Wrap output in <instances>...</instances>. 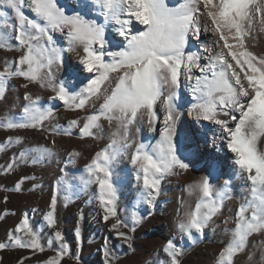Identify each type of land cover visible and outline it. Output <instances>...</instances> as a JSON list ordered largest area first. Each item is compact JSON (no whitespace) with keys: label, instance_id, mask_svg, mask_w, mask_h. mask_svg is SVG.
<instances>
[{"label":"snow or ice","instance_id":"6c2138e0","mask_svg":"<svg viewBox=\"0 0 264 264\" xmlns=\"http://www.w3.org/2000/svg\"><path fill=\"white\" fill-rule=\"evenodd\" d=\"M91 3L100 10L104 23L86 20L79 14L68 15L57 0H0V49L20 51L12 64L5 62L0 70V99L4 98L6 82L20 77L26 81L22 85L25 89L31 84L50 88L54 93L50 101L62 102L69 111L86 113L82 119H72L67 128H62L53 123L56 118L53 107L42 105L40 97L26 91L23 99L27 103L21 116L0 120V128L33 129L53 136H71L72 129H76L83 140L98 138L102 121H108L109 125L115 121L117 129L111 142L86 166L88 177L84 182L98 185L103 222L111 221L110 230L129 252H134L130 233L136 231L143 217L134 214L128 222L118 215L112 165L118 157L128 155L136 180L142 182L140 199L150 208L155 207L161 181L167 175L188 171L190 165L178 154L174 142L179 118L176 101L183 76L195 98L189 114L198 122L208 121L219 127V140L231 153L236 175L249 185V196L235 211L230 238L216 261L235 264L238 254L247 249L250 237L264 235V152L257 146L264 137V58H258L248 47L253 31L264 32V0H184L177 7H170L166 0H91ZM25 8L38 19L26 15ZM11 14H14L11 23L14 45L4 39ZM109 23L116 26L126 42L119 51L106 50ZM54 31L65 34L66 51L76 55L83 70L95 74L79 91L56 81L55 69L63 64L64 50L56 47L51 34ZM201 37L206 41L202 49L189 50V41ZM157 102L163 111L160 140L154 146L130 142L129 127L144 117L149 129L157 130L160 119ZM13 144L22 145V138L9 136L0 144V152H6ZM130 149L134 151L129 152ZM51 155L49 148L20 150L0 166V172L11 173L21 164L38 165ZM80 155L73 150L69 153L70 162ZM25 179L28 177L15 184L16 192L23 190ZM229 184L230 180H225L224 189L217 190L210 177L204 176L188 185L190 193L198 194L197 202L193 210L185 211L177 228L189 240L204 236L209 223L221 214ZM56 206L57 196L53 194L44 220L52 229L47 247L55 254L44 264H62L70 252L56 227ZM75 239L78 244L81 242L79 228ZM9 249L28 250L32 255L45 251L27 213L7 232L6 239L0 240V251ZM163 251L169 264H180L183 250L173 240L167 241ZM103 256L104 264H113L116 258L107 240ZM30 259L18 257L17 264H27ZM76 259L79 264V257ZM260 264H264V250Z\"/></svg>","mask_w":264,"mask_h":264},{"label":"rangeland","instance_id":"374dc122","mask_svg":"<svg viewBox=\"0 0 264 264\" xmlns=\"http://www.w3.org/2000/svg\"><path fill=\"white\" fill-rule=\"evenodd\" d=\"M57 3L68 15H76L80 9L92 7V3L85 2V0H57ZM166 3L170 7H177L184 3V0H166ZM93 6L95 9L90 8L84 18L97 23H104L100 10L95 5ZM24 11L30 18L38 19L30 9L25 8ZM13 16L14 14H11L9 17V27L5 29L4 39L9 44L14 45V33L11 28ZM136 27L142 28L143 26L137 25ZM115 30L116 26L111 23L106 27L105 34L109 42L106 44L107 51H119L126 46L122 37L117 38ZM51 34L56 47L64 50L61 53L63 64L58 69H55L54 66L56 81L64 82L72 91H79L95 74L83 70L76 55L66 51L68 40L64 33L54 31ZM111 43L114 45L113 47L110 46ZM191 44H196L194 38L189 41L188 47ZM248 47L258 58H264V32H260L258 29L253 31L248 40ZM19 55L20 51L17 48L12 50L0 49V70H2L5 62L12 64ZM24 83L26 81L20 77L11 78L6 82L4 98L0 99V120L21 116L23 107L27 103L23 99L26 91H31L34 97H40L42 105L53 107L56 113L53 123L62 128H67L72 119H82L85 116V111H69L62 102L50 101L49 97L54 95L50 88L31 84L28 89H25L22 87ZM178 95L179 98L176 103L179 118L175 126L174 142L177 143L178 154L185 159V162L189 163L190 167L187 172L167 175L161 181L160 194L156 198L155 207L150 208L140 199L142 182L136 180V173L127 154L118 157L112 165L114 173L112 181L116 188L118 215L128 222H131L134 214L143 217L136 231L130 233L134 252H129L126 245H123L115 233L110 230L111 221L109 223L103 222V213L98 200V185L95 183L85 184L84 182L88 177L86 166L91 163L97 152L111 142L112 133L117 129L115 121L111 125L108 121H102V131L99 132L98 138L95 140L92 138L80 139L76 129H72L73 134L71 136H53L48 132L33 129L8 130L0 128V144L6 142L9 136L13 139L20 136L23 141L22 145L13 144L6 152H0V166L5 165L11 156L14 153L18 154L20 150L49 148L52 151V155L41 164H21L11 173L0 172V240L6 239L7 232L11 231L19 223L22 216L27 213L30 224L40 234L41 243L45 245V251L37 252L35 255L24 249L0 251L2 264H17L18 257L23 256L31 257L27 264H44L48 257L55 254L52 249L47 247L48 240L52 239V229L47 227L44 220V216L49 211L53 194L57 196L56 227L61 231L70 249L62 264H77V256L79 257V264H104L103 244L105 240L108 241L109 247L116 257L113 264H169V257L163 248L170 239L183 250L179 257L180 264H216L218 253L230 238L234 213L244 199L249 196V185L240 176L237 178L238 180L233 177L220 179L223 173L221 167L210 171L204 161H196L195 157L199 146L193 136V123L188 119L189 109L195 98L192 95L190 83L186 79L184 80L183 76H181ZM156 108L160 117L156 124L157 130L151 131L146 123L147 118L144 117L143 120L129 127L130 142L154 146L160 140L159 129L163 126V111L159 102H157ZM91 110L89 107L88 112L90 113ZM200 124L210 126L208 121H201ZM186 129L191 135L192 143L190 144L192 148L194 147L193 149L186 143L184 133ZM53 140H55L54 144L52 143ZM257 146L260 151L264 152V137L258 140ZM73 150L79 151L81 155L71 159L70 162L69 153ZM131 151L134 149L129 150V152ZM205 170L209 171V174H205V176L210 177L217 190L224 189L225 180H230V184L226 189L221 214L214 217L213 221L209 223L204 236L197 237L193 241L178 230L177 223L184 214L178 218V213H181V210L176 207L177 210L173 213L169 207V202L172 198L180 195L181 198L186 199L187 208H184L183 213L193 210L197 198L194 193L189 192L188 182L192 176L202 178L203 175L200 176L198 173ZM25 177L28 179L24 180L23 190L16 192L14 190L15 184ZM5 197L7 200L4 199ZM225 220H228V223H225ZM77 228L81 234L79 244L75 239ZM262 250H264V235L254 234L250 237L247 249L235 258V264H260ZM126 252L127 255H125ZM250 256L252 257L251 260H249Z\"/></svg>","mask_w":264,"mask_h":264},{"label":"bare ground","instance_id":"6f19581e","mask_svg":"<svg viewBox=\"0 0 264 264\" xmlns=\"http://www.w3.org/2000/svg\"><path fill=\"white\" fill-rule=\"evenodd\" d=\"M85 2L91 3V0H85ZM88 7L89 8H86V9L85 8L80 9V11L76 14H79L82 17H86V15L88 13L87 11L90 8H94L93 4H92V7H90V6H88ZM108 25H110V23L107 24L106 27ZM113 26H115V25H113ZM115 33H117L116 30H115ZM117 38H121L118 33H117ZM194 40H195L196 44L195 45L191 44V46L189 47V50H191V51H196V50L202 49L203 45L206 42L203 37H201L199 40L194 38ZM110 46L113 47L114 45L111 43ZM184 80H185V78H184ZM194 102H195V100H194ZM188 119L193 123V129H192L193 136L196 138L198 146H199L198 152L196 153V157H195L196 161H198V162L204 161L205 162L204 164H206L209 167L210 171L213 169H217V168L219 169V167H221L223 169V173H222V175L220 174L221 175L220 179H228L231 177H233L234 179H237L239 176L236 175V169L234 168V166L232 164L231 153H229L227 151V149L223 146L222 142L219 140V134H220L219 133V127L217 125L211 123V122H210V126H203L202 124H200L201 121H199V122L196 121L194 119V117L191 116L189 113H188ZM184 133H185L186 143H188L190 148L193 149L194 147L192 148V146L190 144V143H192V141L190 139L191 135L188 133L187 129L185 130ZM196 173H198V172H196ZM198 174L200 176L203 175V177H204L205 174L206 175L209 174V171L208 170L207 171L206 170L200 171ZM198 179H199L198 176H192L191 180L188 182L189 185ZM175 183H173V184H175ZM179 187H180V184H179ZM194 194H195V197L198 198V194H196V193H194ZM185 200L186 199L181 198V196L179 195V197H174L169 202V207L173 210V213L176 212L175 210H177V208H179V210H181V213H178V218L181 216V214H184L183 213L184 208H187L185 205ZM190 242L192 243V241H190Z\"/></svg>","mask_w":264,"mask_h":264}]
</instances>
